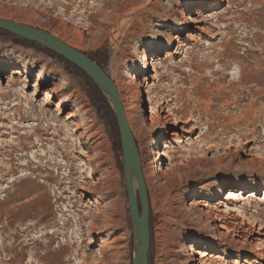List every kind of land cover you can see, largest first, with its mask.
<instances>
[{
    "label": "rangeland",
    "instance_id": "1",
    "mask_svg": "<svg viewBox=\"0 0 264 264\" xmlns=\"http://www.w3.org/2000/svg\"><path fill=\"white\" fill-rule=\"evenodd\" d=\"M16 1L17 6L13 0H0V20L46 31L66 44H77L74 49L98 62L114 83L116 76L130 79L136 73L134 62L139 60L141 52L155 49L153 55L163 82L154 92V103L163 99L176 111L191 113L190 126L198 127L190 134L180 132L178 143L173 142L170 130L166 139L174 146V156L180 160L177 165L183 169L178 175V202L174 206L179 207L177 213L181 212L180 217L185 222L183 226L176 225L178 217L174 216L166 224L176 228L179 253H184V247L190 241L202 238L211 242L215 256L227 254L226 264L237 260L239 264H264L256 254L264 253V188L252 192L240 188L241 185L226 187L232 179L249 183L264 181V0ZM148 16L151 20L144 26L142 21ZM176 16L180 33L175 37H179L180 43L173 41L168 47L169 42L163 34L172 30ZM159 18L168 20V26L161 27ZM123 51L128 52V57L124 63L118 64L115 59L122 57ZM0 58L7 63L12 59L19 61L17 68L31 67L27 76L29 96L34 92L32 85L38 73L44 68L41 90L60 86L66 80L72 90L87 99L90 113L83 115L85 110L78 113L76 122L88 118L93 131L104 133L110 142L112 159L107 167L114 169L112 187L99 207L116 220L110 232L96 234L89 249L96 253L103 244L102 240H107L104 248L108 255L115 256L113 264H135L137 233L130 213L119 122L110 100L71 62L39 44L3 30H0ZM11 72L5 68L0 73V88H6ZM150 76H155L152 70ZM23 81L24 77H21L14 90H20ZM153 83L150 80L149 86ZM14 94L15 91L9 94V103ZM58 94L52 104L60 102L62 93ZM43 100L41 95L35 103L37 116ZM11 105L7 108V119H0V123L9 124ZM74 110L76 105L73 102L63 108L57 119L62 136L60 149L55 150V144L45 143L44 148L48 151L54 149L38 164L31 158L32 151L23 156L13 139L18 136L26 139L29 133L30 142H35L32 136L38 127L19 134L3 132L4 137H0V264H83L84 254L89 255L87 264H90L96 256L86 251L88 236L82 238L84 243H80L81 246H74L85 230L79 229L76 221L73 224L78 230L62 229L65 216H69V201L74 203L73 211L89 208L81 201L80 194L71 197L73 190L68 185L57 184L66 178L65 169L54 172V168L47 164L51 161L55 166L57 159H62L56 152L73 146L65 163L68 161L72 166L75 182L85 181L86 158L80 155V150L87 149V139L80 136L83 130L70 135L69 129H65L67 114ZM49 111L48 119L58 115L53 105ZM45 125L43 122L39 129H45ZM162 133V128L157 130L156 136L148 130L146 143L149 149ZM75 137L79 138L81 145L77 144ZM136 144L138 147L139 141L136 140ZM39 149L41 146L33 152H40ZM168 164L166 160L163 168L166 169ZM39 168L54 174L55 178L49 181L39 178L34 172ZM146 187L150 204L149 264H162L165 253H169L160 229L165 215L156 210L147 182ZM64 188L69 190L65 194L62 193ZM190 190L192 195L187 196ZM227 193L231 200L226 199ZM209 195L213 198L207 199ZM116 199L117 202H113ZM137 199L139 201V190ZM198 201L203 202V206H192ZM223 204L228 207H222ZM205 205L224 210L222 222L231 230L227 240L209 230L210 221L201 216L207 211ZM96 208L98 206L92 209ZM111 232L115 243L107 239ZM232 240L244 243L243 249L231 244ZM257 246L262 251L256 252ZM180 254L175 258L178 259Z\"/></svg>",
    "mask_w": 264,
    "mask_h": 264
},
{
    "label": "bare ground",
    "instance_id": "2",
    "mask_svg": "<svg viewBox=\"0 0 264 264\" xmlns=\"http://www.w3.org/2000/svg\"><path fill=\"white\" fill-rule=\"evenodd\" d=\"M13 2L15 6L19 5L16 0H13ZM150 20L149 16L145 17L142 24L145 26L146 21ZM158 21L161 27L168 26V20L159 18ZM176 23L177 16L173 20L172 30L166 31L163 34L166 41L169 42L168 47H171L173 41H178L180 43L179 37H175V34L180 33ZM68 44L73 49L76 48L77 45L71 43ZM149 53L151 55H149ZM153 53H155V49H152L150 52L146 50L142 51L139 56V60L134 62L136 73L133 74L130 79L116 76L115 85L125 111L129 128L133 134V138L135 142L136 140L139 141V146L137 148L141 159L142 172L145 174L147 180L146 182L150 190V197L156 210L165 215L164 223L160 226V229L163 231V236L166 240V246H168L167 250L169 253H165V260L162 261V264H226L224 259L227 257V254L221 253L218 254V256H215L214 248L210 245L211 242L202 238L190 241L184 247V253L180 254L178 251L179 243L176 242V228H173L172 225H169V227L166 225L170 222V217L174 216L178 217L176 225L183 226L185 222V219L180 217L181 212L177 213L179 207L174 206V203L178 202L176 199V191L177 187H179L178 175L182 174L183 169L177 165L180 160H176L174 156V146H172L171 143L166 142V139L169 136L168 131L170 130L173 132L171 134L174 138L173 142L178 143L177 141L181 135L180 132L190 134L196 131L198 127H196V125L190 126L192 122L191 113L181 111L178 112L175 107L169 106L170 104L167 105L165 103L166 101L163 99H159V101H157V98V100L155 99L157 102L154 103V92H156L155 90H157L160 84H162L161 82H163V77L162 74H160L161 72L159 71V66L155 61ZM127 57L128 52L123 51L122 57L115 59L116 63H124L126 61L124 59ZM18 64L19 61L17 62L15 59H12L10 62L8 61V63L0 60V73H3L5 68L12 71V74L8 77V84L6 88H0V119H7V108L11 105V103L13 104L12 110L9 111V124L6 125L4 123H0V137H4V133L8 135V132L10 131L19 134L25 130L38 127L32 136L34 137L35 142H30L31 136L29 137V133L27 134L26 139L22 136L13 138L15 139L19 152L24 156V154L28 151H32L31 158L38 164L44 160L42 158H47L50 150L52 151L54 149L53 148L48 151L44 148L45 143L50 145L55 144V150L60 149L59 147L62 142L60 139L62 136L58 129L59 126L57 125V119L61 116L63 108H66L70 102H73L76 105V110L67 114L65 119V129H69V132L68 130L67 132L70 133V135H73L74 132L81 133L83 130V133H81L80 136L83 139H87L85 143L87 149L80 150V155L86 158L87 177L85 178V181L81 183L75 182L76 180L73 178L72 166L68 161L65 163V159H67L68 154L72 153L71 149L73 146H70V148H62L64 150L61 151L62 153L56 152L58 153V158L62 159L61 161H58L56 158L57 163L55 166H53L51 161L47 162V164L49 167L54 168V172L60 173V171L65 169V172L67 173L66 178L61 179L57 184L64 186L68 185L70 190H73L71 197H73L74 194H80L81 201L86 204V207L89 208V210L73 211L72 209L75 207L74 203L69 201V211H67L69 212V216H65L62 229L64 231L77 229V227L73 224V221H76L78 228L85 230L82 232L83 236L78 239L79 241L74 242V246H81L84 243L82 238L84 236H88L89 243L86 251L92 255L96 254L90 264H113L115 256L108 255L107 249L104 248L107 240H102L103 244L99 246L100 249L96 253L89 249V247L94 244L93 240L96 234L98 236L105 235L110 232L113 229L114 224H116L115 218H113L111 214L106 213L103 208L99 207V205H102L101 202L107 199V195H109L108 191H110L112 187L111 177L112 174H114V169L112 167H107L112 159L110 142L104 133L93 131V126L90 125L91 121L88 118H85L81 122H76L78 113L81 114L83 113V110H85L83 115H88L90 112L87 111L88 104L86 103L87 99L85 100V96L78 93L76 90H72L68 81H63L60 86L55 85L53 88L41 90L42 85L44 84V68H42L41 72L37 75V80L34 82V85H32L34 92H32L29 96L27 94V90L29 89L30 81L27 76L30 75L31 67L28 65L25 68H17ZM151 70L155 73V76L149 77ZM21 77H24L23 87L20 90H14L15 85L20 84ZM150 80L154 82L152 86H149ZM6 90H8V92H6ZM13 91H15V94L12 95V98L14 99L11 103H9L8 99L11 98L9 94L13 93ZM59 92L62 93L61 96H59L60 102L52 104ZM41 95L44 100L41 102L40 115L37 116L34 112L36 108L35 103L38 102ZM168 101L169 100H167V102ZM165 104L167 105L166 107L164 106ZM51 105L55 107L58 115L56 117L52 116L48 119V116L51 115L49 111V107ZM43 122L46 123L45 129H39ZM159 128L163 129V133L160 137L154 139L153 148L149 149L148 144L146 143L147 132L150 130L153 135L156 136ZM50 130L53 131V134L51 135L48 134ZM9 135L11 136V133ZM75 139L77 144L81 145L79 138L75 137ZM63 141L65 140L63 139ZM26 142H29V144ZM38 146H41V150L39 149L40 152H33ZM62 146H65V143H63ZM166 160L169 161V164L168 167L164 169L163 164ZM39 169L34 172H37V176L42 178L44 181H49L55 178L54 174L44 172L42 169ZM97 175L98 178L95 179ZM239 185H241L240 188L245 187L253 192L264 188V181L261 180L260 182L257 181L249 183L245 180L232 179L226 187H239ZM194 189L196 188H193V190ZM134 190L135 197L138 198L139 188L136 185ZM68 191L69 190L67 188L62 189V193L64 194ZM190 195H192L191 190L188 192L187 196ZM226 196L227 200L232 199L230 194L227 193ZM250 197H252V195ZM211 198H213L212 195L207 197V199ZM113 202H117V199L113 200ZM202 203L203 202L198 201L192 206H203ZM97 206L98 208L95 210L92 209ZM223 206H226V208L228 207L227 204H223L222 207ZM204 207H206L207 211L204 214H201V216H205L210 221L211 224L208 226L209 230L220 239L227 240L228 233H230L231 230L228 229V226H226L227 224L222 222L223 220L221 214H224V210H220V207L212 209L208 205H205ZM113 235V232L109 233L107 235V239L114 242L115 239ZM80 243L81 245H79ZM231 244L240 247L241 249L244 247V243L241 241L235 242L232 240ZM255 251L260 252L262 251V248L257 246ZM177 254H180L178 259L175 258V255L177 256ZM256 254L259 255L262 261L264 260V253L261 252ZM88 256V254H84L81 260L83 264H87L89 262ZM233 264H239L238 260L233 262Z\"/></svg>",
    "mask_w": 264,
    "mask_h": 264
},
{
    "label": "water",
    "instance_id": "3",
    "mask_svg": "<svg viewBox=\"0 0 264 264\" xmlns=\"http://www.w3.org/2000/svg\"><path fill=\"white\" fill-rule=\"evenodd\" d=\"M0 30L39 44L71 62L90 76L110 100L119 122L130 213L137 233L135 264H149L151 249L149 196L142 172L137 144L129 128L115 83L99 64L93 61L89 56L71 48L68 44L46 31L10 20H0ZM135 185L139 188L140 203L135 197Z\"/></svg>",
    "mask_w": 264,
    "mask_h": 264
},
{
    "label": "trees",
    "instance_id": "4",
    "mask_svg": "<svg viewBox=\"0 0 264 264\" xmlns=\"http://www.w3.org/2000/svg\"><path fill=\"white\" fill-rule=\"evenodd\" d=\"M95 61V60H94ZM96 62V61H95ZM98 63V62H97ZM99 64V63H98ZM83 72V71H82ZM84 73V72H83ZM96 104V103H95Z\"/></svg>",
    "mask_w": 264,
    "mask_h": 264
}]
</instances>
